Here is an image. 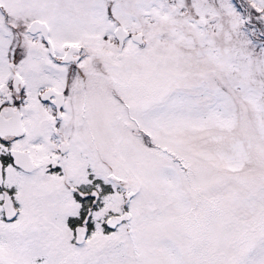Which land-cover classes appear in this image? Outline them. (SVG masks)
Returning a JSON list of instances; mask_svg holds the SVG:
<instances>
[{"label": "snow or ice", "instance_id": "obj_1", "mask_svg": "<svg viewBox=\"0 0 264 264\" xmlns=\"http://www.w3.org/2000/svg\"><path fill=\"white\" fill-rule=\"evenodd\" d=\"M0 264H264V0H0Z\"/></svg>", "mask_w": 264, "mask_h": 264}]
</instances>
